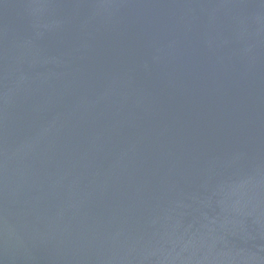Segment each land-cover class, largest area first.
<instances>
[{
  "label": "water",
  "instance_id": "1",
  "mask_svg": "<svg viewBox=\"0 0 264 264\" xmlns=\"http://www.w3.org/2000/svg\"><path fill=\"white\" fill-rule=\"evenodd\" d=\"M0 264H264V0H0Z\"/></svg>",
  "mask_w": 264,
  "mask_h": 264
}]
</instances>
